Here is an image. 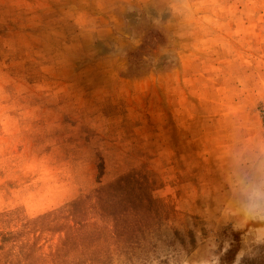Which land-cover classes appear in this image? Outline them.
<instances>
[{"label": "rangeland", "instance_id": "obj_1", "mask_svg": "<svg viewBox=\"0 0 264 264\" xmlns=\"http://www.w3.org/2000/svg\"><path fill=\"white\" fill-rule=\"evenodd\" d=\"M0 264H264V0H0Z\"/></svg>", "mask_w": 264, "mask_h": 264}]
</instances>
